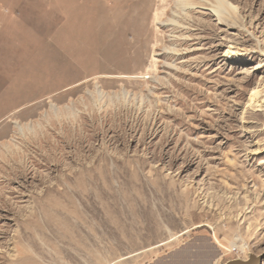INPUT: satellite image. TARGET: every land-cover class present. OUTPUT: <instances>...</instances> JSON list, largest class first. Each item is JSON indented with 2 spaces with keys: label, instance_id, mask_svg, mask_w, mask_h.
<instances>
[{
  "label": "rangeland",
  "instance_id": "rangeland-1",
  "mask_svg": "<svg viewBox=\"0 0 264 264\" xmlns=\"http://www.w3.org/2000/svg\"><path fill=\"white\" fill-rule=\"evenodd\" d=\"M181 1L0 0V264H264V0Z\"/></svg>",
  "mask_w": 264,
  "mask_h": 264
},
{
  "label": "bare ground",
  "instance_id": "bare-ground-1",
  "mask_svg": "<svg viewBox=\"0 0 264 264\" xmlns=\"http://www.w3.org/2000/svg\"><path fill=\"white\" fill-rule=\"evenodd\" d=\"M181 5H177V7L179 8V10L181 12H185V14H183L185 17H182V15H178V16H181V19L182 18H186L188 17V14L190 12V1L189 0H182ZM205 6L208 5V7L212 8L213 12H215L218 20L221 22H225V23H228V18H229V14H228V11L226 10V8L223 6L221 0H216V5H211V4H204ZM189 10V11H188ZM231 18V17H230ZM178 19H172L171 20V25L173 26V28L175 29H179L180 26H181V23L180 21H177ZM258 92L260 91H255L253 92V94L250 96V103L252 102L253 104H255L257 107L259 108H263L264 109V99L263 100H259L258 99Z\"/></svg>",
  "mask_w": 264,
  "mask_h": 264
},
{
  "label": "water",
  "instance_id": "water-1",
  "mask_svg": "<svg viewBox=\"0 0 264 264\" xmlns=\"http://www.w3.org/2000/svg\"><path fill=\"white\" fill-rule=\"evenodd\" d=\"M225 264H262V257L257 255H250L247 260L235 259L228 261Z\"/></svg>",
  "mask_w": 264,
  "mask_h": 264
}]
</instances>
